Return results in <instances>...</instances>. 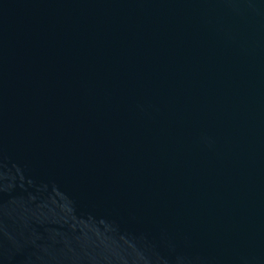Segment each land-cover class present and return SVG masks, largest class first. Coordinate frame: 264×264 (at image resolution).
Here are the masks:
<instances>
[{"label": "water", "instance_id": "95a60500", "mask_svg": "<svg viewBox=\"0 0 264 264\" xmlns=\"http://www.w3.org/2000/svg\"><path fill=\"white\" fill-rule=\"evenodd\" d=\"M0 264H264V0H0Z\"/></svg>", "mask_w": 264, "mask_h": 264}]
</instances>
